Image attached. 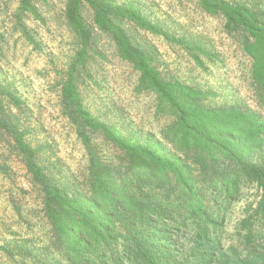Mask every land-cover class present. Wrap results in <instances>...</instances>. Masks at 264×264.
<instances>
[{"label": "trees", "instance_id": "1", "mask_svg": "<svg viewBox=\"0 0 264 264\" xmlns=\"http://www.w3.org/2000/svg\"><path fill=\"white\" fill-rule=\"evenodd\" d=\"M187 1L218 20L248 58L247 100L218 103L207 86L168 70L149 38L204 74L225 64L192 30L190 17L188 27H179L149 0H64L72 52L58 105L83 148L79 175L40 136L16 85L0 79L4 196L18 224L32 230L37 218L48 228L37 258L29 242L1 237L8 264H49V255L53 264H264V0ZM44 5L48 0H17L10 14L0 8L11 18L10 27L0 23V56L12 50L14 35L42 50L29 22L45 21ZM110 57L136 73L137 95L154 97V118L166 122L160 134H142L90 109L85 90L102 89L98 73ZM249 188L257 199L235 222L227 246L234 208Z\"/></svg>", "mask_w": 264, "mask_h": 264}, {"label": "rangeland", "instance_id": "2", "mask_svg": "<svg viewBox=\"0 0 264 264\" xmlns=\"http://www.w3.org/2000/svg\"><path fill=\"white\" fill-rule=\"evenodd\" d=\"M149 1L158 5L161 16H171V20H174L179 27L181 24L188 27V21H193L192 30L207 38L225 61L223 68H214L209 74H204L181 53H174L161 41L149 38L159 46L168 70L175 72L189 83L207 86L216 93L215 99L218 103L247 100L251 92L249 60L240 47L222 32L220 22L212 17L200 15L187 0H180L183 6L180 5L179 0ZM16 4L17 0H0V8H6L5 11H1L6 13L8 10L10 14ZM48 5V7L44 5L41 10L45 18L44 22H29L42 50H33L23 40H18V35H14L11 42L12 50L6 56H0V79H8L16 85L29 103L31 120L36 125L37 131L41 132L40 136L46 137L54 147L57 158L62 160L68 169L79 175L86 167L83 148L76 139L75 133L61 117L58 105V84L70 59L72 38L62 24L64 0H48ZM187 17H190V20H186ZM0 23L8 26L11 18L6 14L0 15ZM103 66L97 79L102 89L92 86L85 90L90 109L108 120L118 121L125 127H133L142 134L151 132L160 134L162 124L166 122L155 120L153 96L135 93L137 75L132 68L112 57ZM15 179L17 182L21 180L18 175ZM8 187L9 185L0 178V238H15L19 243L29 242L34 248L35 257H42V247L47 240V225L37 218L31 222L32 230L23 223L18 224L4 196ZM256 193L254 188L246 189L244 197L235 206L234 219L229 226L230 238L225 241L227 246L232 243L231 237L235 236L233 229L235 222L245 216L247 205L257 199ZM54 256L49 255V264L54 263ZM8 263V257L0 255V264Z\"/></svg>", "mask_w": 264, "mask_h": 264}]
</instances>
